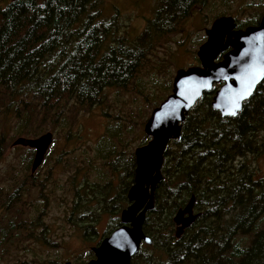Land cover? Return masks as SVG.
Here are the masks:
<instances>
[{"label":"trees","instance_id":"16d2710c","mask_svg":"<svg viewBox=\"0 0 264 264\" xmlns=\"http://www.w3.org/2000/svg\"><path fill=\"white\" fill-rule=\"evenodd\" d=\"M206 1L159 0L144 29L130 38L119 34L116 15L105 19L104 0H0V123L13 119L16 136L37 137L46 120L65 125L79 107L89 111L101 103L106 88H126L158 41ZM216 88L195 102L182 123L181 138L171 140L164 151L162 179L142 227L151 244L142 243L130 264H264V78L231 117L211 108ZM111 135L104 137L107 145ZM148 139L143 135L140 145ZM5 145L0 136V156ZM27 150L28 170L34 150ZM134 168L131 154L125 179V171L118 173L122 186L117 195L107 198V187L104 198L95 197L108 208L105 235L120 225ZM26 176L31 183L32 174ZM73 191L78 199L84 187ZM17 192L2 200L6 210ZM191 196L199 215L176 238L172 217ZM74 203L77 207L83 200ZM16 215L0 227L4 239L28 229L19 211ZM81 221L82 235L96 236L95 225ZM30 224L39 228L35 242L53 245L40 217Z\"/></svg>","mask_w":264,"mask_h":264},{"label":"rangeland","instance_id":"374dc122","mask_svg":"<svg viewBox=\"0 0 264 264\" xmlns=\"http://www.w3.org/2000/svg\"><path fill=\"white\" fill-rule=\"evenodd\" d=\"M158 1L104 0L105 19L116 15L113 18L119 34L134 37L152 18ZM262 9L264 0H207L158 41L126 88H106L100 104L87 112L79 107L65 125L57 120L43 122V132L50 131L53 140L42 164L32 174L31 183L26 176L30 167L25 168L27 147L12 145L18 137L13 119L0 123V136L6 144L0 156V227L18 216L17 211L28 227L7 239L0 233V264H64L89 259L91 247L109 230L108 208L102 201L97 203L95 197L104 198L107 187V198L119 192L122 178L118 173L125 171L121 174L125 179L130 155H134L145 135L144 123L157 106L154 104L170 93L168 87L175 71L199 63L196 51L206 38L205 29L215 18L231 16L244 27L260 18ZM68 130L70 135L66 137ZM110 132L113 135L107 145L103 140ZM107 159L116 165L114 169ZM261 168L264 172V166ZM75 186L84 187L78 199L73 198ZM17 188L19 192L6 210L2 200ZM75 200L83 203L76 207ZM35 216L43 220L53 245L32 239L39 232L30 224ZM90 216L91 221L87 219ZM81 217L84 226L95 225L96 236L82 235Z\"/></svg>","mask_w":264,"mask_h":264},{"label":"water","instance_id":"95a60500","mask_svg":"<svg viewBox=\"0 0 264 264\" xmlns=\"http://www.w3.org/2000/svg\"><path fill=\"white\" fill-rule=\"evenodd\" d=\"M205 40L198 46V64L175 71L171 91L154 107L146 119L143 131L148 141L134 150L135 168L132 184L126 191L127 205L121 209L119 223L97 245L91 247L93 257L83 262L64 264H130L141 244H151L142 227L146 212L154 206V192L162 179L163 154L171 140L181 138V126L195 102L214 85L210 106L222 117L237 115L243 103L253 94L264 78V12L256 24L237 28L231 16L215 18L205 29ZM250 80V94L239 99L238 109L233 100ZM234 110L235 115H230ZM53 140L46 131L37 137L19 136L13 146L34 150L30 174L42 164ZM194 196L173 215L174 234L179 238L198 217L194 212Z\"/></svg>","mask_w":264,"mask_h":264},{"label":"snow or ice","instance_id":"6c2138e0","mask_svg":"<svg viewBox=\"0 0 264 264\" xmlns=\"http://www.w3.org/2000/svg\"><path fill=\"white\" fill-rule=\"evenodd\" d=\"M251 79H255V73L254 72L249 77V80L246 81V86L244 87L243 91L238 95L236 100H233V102H232V108L233 109H238L239 108V103L237 102V100L244 99L250 94L249 87H250V80ZM229 114L230 115H235L236 112L234 110H232V111H230Z\"/></svg>","mask_w":264,"mask_h":264}]
</instances>
